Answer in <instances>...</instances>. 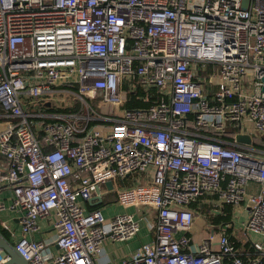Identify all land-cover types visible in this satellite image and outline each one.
<instances>
[{"label":"built area","instance_id":"1","mask_svg":"<svg viewBox=\"0 0 264 264\" xmlns=\"http://www.w3.org/2000/svg\"><path fill=\"white\" fill-rule=\"evenodd\" d=\"M263 77L264 0H0V227L28 264H111L139 214L118 264H264ZM107 180L137 213L85 207Z\"/></svg>","mask_w":264,"mask_h":264},{"label":"crops","instance_id":"2","mask_svg":"<svg viewBox=\"0 0 264 264\" xmlns=\"http://www.w3.org/2000/svg\"><path fill=\"white\" fill-rule=\"evenodd\" d=\"M0 124V128H1ZM103 191L105 188L102 189ZM107 198H104V203L99 206L101 211L104 210V216L106 218H109L117 213L121 212H129V213H137L135 211L134 207H123L122 205L118 204L116 200H113L115 203H108L109 201H106ZM115 199V198H114ZM86 208H90L93 206H90L89 202L84 204ZM118 206V207H116ZM116 207V208H115ZM140 216V229L138 233L132 237L130 240L126 242H113L111 240H106L103 243V255L110 260L111 264H118L121 258L124 256H127L131 254L137 247H139L142 243L149 242L152 239V234L149 230V227L146 223V219L142 217V214H139ZM202 217L197 214L194 217V221L192 224V227H195L199 223L202 222ZM42 225H45V223L42 222ZM192 229V228H191ZM193 232V230H192ZM19 235V233H18ZM249 237L251 239H259V235L257 234H250ZM245 249H248V245L243 246Z\"/></svg>","mask_w":264,"mask_h":264},{"label":"water","instance_id":"3","mask_svg":"<svg viewBox=\"0 0 264 264\" xmlns=\"http://www.w3.org/2000/svg\"><path fill=\"white\" fill-rule=\"evenodd\" d=\"M264 81V77L262 78ZM264 89V86H263ZM237 140L249 142L248 136L238 135ZM101 187H104L105 190H101ZM113 191V182L112 180H107L103 186H97L95 189V195L89 201L90 206H96L101 203L102 196ZM0 248L3 252L7 253L10 256V259L5 264H28L27 260L16 250L14 245L9 241V239L3 234L0 230Z\"/></svg>","mask_w":264,"mask_h":264},{"label":"rangeland","instance_id":"4","mask_svg":"<svg viewBox=\"0 0 264 264\" xmlns=\"http://www.w3.org/2000/svg\"><path fill=\"white\" fill-rule=\"evenodd\" d=\"M59 98V96L57 95L56 96V99ZM96 101L94 102V106L96 107L97 111H99L100 113H112L114 110H115V107L112 105V104H104L102 106H97L96 105ZM120 186L119 183H114L113 187H114V191L106 194L103 196V200L104 198H107L106 201H109L108 203H115L113 200H115V190L118 189ZM116 205V203H115ZM118 207V206H116ZM115 207V208H116ZM104 210H102V213L104 215ZM240 213H239V218L237 220L240 219ZM238 217V216H237ZM238 222V221H237ZM40 225L43 227L42 225V222L40 223ZM193 232L191 234V237H192V241L193 243L194 242H198L200 241V239H202L203 237H205V234H206V229H210V225L207 221V219L203 218L202 219V222L199 223L198 225H196L195 227H191ZM241 236V238H245L246 235L243 233V234H239Z\"/></svg>","mask_w":264,"mask_h":264},{"label":"trees","instance_id":"5","mask_svg":"<svg viewBox=\"0 0 264 264\" xmlns=\"http://www.w3.org/2000/svg\"><path fill=\"white\" fill-rule=\"evenodd\" d=\"M149 102H144V101H141V100H136V99H130V100H127L126 103H125V106L126 107H142V106H145L147 105ZM3 119L0 118V121H2ZM104 203V200H101V203L99 205H96V206H93V207H90V208H96V207H99L101 206L102 204ZM195 205V204H193ZM206 204L202 205L201 207H204L202 210H205L207 207H205ZM231 210H232V206L229 205V204H225L224 205V209H223V213L219 214V215H208L206 217L207 220L211 221V222H214V223H218V222H221V221H229L231 219ZM0 230L3 232V234L8 237V234L0 227ZM248 245V244H246Z\"/></svg>","mask_w":264,"mask_h":264}]
</instances>
